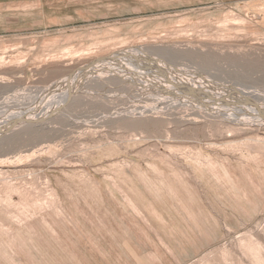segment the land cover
Listing matches in <instances>:
<instances>
[{
    "label": "rangeland",
    "instance_id": "obj_1",
    "mask_svg": "<svg viewBox=\"0 0 264 264\" xmlns=\"http://www.w3.org/2000/svg\"><path fill=\"white\" fill-rule=\"evenodd\" d=\"M125 48L264 105V0H0V116ZM83 78L0 132V264H264V125Z\"/></svg>",
    "mask_w": 264,
    "mask_h": 264
},
{
    "label": "bare ground",
    "instance_id": "obj_2",
    "mask_svg": "<svg viewBox=\"0 0 264 264\" xmlns=\"http://www.w3.org/2000/svg\"><path fill=\"white\" fill-rule=\"evenodd\" d=\"M177 68L176 71H178ZM176 71L175 68L173 70L167 67L166 64L160 63L159 61H155L152 59L149 60L139 49L125 48V49L116 50L109 56L97 58L95 61L86 64V66L84 67L82 66L76 69V71H74L72 74H69V76L54 82L50 87L53 92L50 95V98H47L46 94L41 97L39 96L36 105L32 106L33 108L36 106L37 108L36 111L22 110L21 113L20 112L10 113L4 115L3 117L1 115L0 117H2L3 120H0V132L5 131L6 129L9 128L12 129L17 124L20 123H25V124L31 122L39 123L48 119L50 115H53L59 109V106L64 104L66 101H68L70 95H72V93L75 92L78 85H80V83H82V81L84 80L83 77H85V79L87 78L100 79L102 77L109 75H112L113 77L116 78L124 79L123 82L125 81L130 82L129 84L137 85L141 87L142 90L144 88L145 92L146 91L157 92V94L160 97L159 99L156 98L158 101L154 100L156 102H159L157 104H162L163 103L162 101L165 102L167 100L169 101L168 104L171 102L170 104L176 105V103L179 102L180 105L181 104L188 106L190 105L194 109H199L201 111H205L206 113H210L212 115L225 116L226 119H230L232 121L236 120L239 123L244 122V119L242 118L243 116H247L248 118L246 119L247 120L246 123H249L248 121H250L253 124H259L261 126L264 125V105L262 103L256 104L253 101L254 99L252 97H249V99H253V100L249 101L246 100L244 96L236 95L229 91L227 93L222 92L221 93L222 95H218L217 93H215L214 90H213L214 92L210 90L211 88L210 86H208L210 84H205L207 81L205 80L204 82L201 80L188 81L187 79L183 78L180 74H178ZM194 102L197 103V106L196 104H192ZM208 102H211L210 105L213 106H207ZM230 102L232 103L238 102L239 104H243L244 106H241L239 104L237 106L240 108L230 107L227 105L225 106V104L227 103L231 104ZM179 104L177 105L179 106ZM199 105L200 108L198 107ZM204 107H206V109ZM227 107H229L233 111L225 112V108ZM145 112L149 113L150 110H147V108L146 109L142 108L141 110H138V108L136 109L132 108L130 114L139 116ZM152 113L150 112V114ZM155 114L157 115V113ZM7 118L9 119L8 122H7Z\"/></svg>",
    "mask_w": 264,
    "mask_h": 264
},
{
    "label": "water",
    "instance_id": "obj_3",
    "mask_svg": "<svg viewBox=\"0 0 264 264\" xmlns=\"http://www.w3.org/2000/svg\"><path fill=\"white\" fill-rule=\"evenodd\" d=\"M231 104H239L238 102H234V103H232V102H230Z\"/></svg>",
    "mask_w": 264,
    "mask_h": 264
}]
</instances>
